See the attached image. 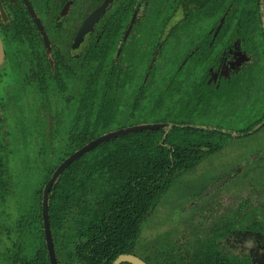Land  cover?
Wrapping results in <instances>:
<instances>
[{"label": "flooded vegetation", "instance_id": "af4514ba", "mask_svg": "<svg viewBox=\"0 0 264 264\" xmlns=\"http://www.w3.org/2000/svg\"><path fill=\"white\" fill-rule=\"evenodd\" d=\"M103 1L88 8L90 0L89 5L86 0H0V235L7 234L2 239L8 245V236H14L18 222L42 233L43 239L42 191L57 166L49 176L45 174L32 193L37 200L20 212L23 196L17 190L21 175L10 163L21 149L23 153L16 155L15 160L22 161L27 171L33 169L43 176L40 165L46 163L38 159L40 149L58 146L62 141L69 126V95L71 92L73 100H77L82 67L90 65L116 81L121 79L125 96L119 103L127 121L143 116V107L149 103L153 106L147 114L157 116L156 119L166 104L171 111L169 119L182 121L215 117L223 108L227 112L220 117L236 121L264 112V0H111L92 30L80 40L82 22ZM104 27L106 33L101 40ZM102 49L104 58L97 57L96 52ZM164 70L170 71L169 75ZM156 74L166 75L156 83ZM97 79V75H92L90 85L95 87ZM15 83L29 97L25 100L29 111L13 133L9 121L13 119L10 100L14 98L11 87ZM163 86L169 87L170 97L161 105L159 94ZM253 93L255 106L260 108L257 112L252 109L253 100H249L247 108L245 105ZM232 105L236 109L229 107ZM238 108H244L242 116L236 113ZM246 110L248 115L244 114ZM191 126L221 133L226 143L217 152L236 146L228 139L252 136L257 142H264V130L251 134L252 131L243 130L245 126ZM261 143L253 146L247 160L262 158ZM244 164L240 163L242 167ZM247 188L252 191L249 199L238 201L233 208L242 214L237 215L235 227L222 237L219 247L222 254L232 253L233 260L264 264V203L259 207L260 203L253 202L258 197L256 187ZM245 213L250 224L242 220ZM2 239L0 264H4L1 253L8 248ZM46 259L48 262L47 254Z\"/></svg>", "mask_w": 264, "mask_h": 264}, {"label": "trees", "instance_id": "16d2710c", "mask_svg": "<svg viewBox=\"0 0 264 264\" xmlns=\"http://www.w3.org/2000/svg\"><path fill=\"white\" fill-rule=\"evenodd\" d=\"M99 2L90 0L88 8ZM105 33L104 27L101 40ZM96 56L104 58L103 49L96 52ZM92 68L90 65L82 67L76 101L70 92L69 126L62 141L58 146L40 149L38 159L46 163L40 165L43 180L45 174L49 176L67 156L94 138L114 130L120 121L127 120L119 103L125 96L121 79L116 81L107 72ZM94 74L99 77L95 87L89 83ZM161 88L162 105L164 100L169 101L170 92L169 87ZM143 90L146 91V87ZM152 106L149 103L143 107V122L139 120L144 115L131 122H148L147 109L151 107L152 110ZM161 111L160 118L153 122L170 123L168 129L135 132L107 140L70 163L51 186L47 215L56 264H111L119 255L133 254L142 224L168 190L173 176L192 170L226 143V138L219 132L191 126L195 119H169L167 104L161 106ZM262 115L264 112L249 120L243 130L246 133L252 131L251 134L264 130ZM183 123L191 125H172ZM261 137L264 139V135ZM256 162L264 172V154ZM240 178L245 179L240 190L261 186L254 181L250 171ZM204 207L201 210L192 208L188 217H182L183 222L178 221L186 227L184 247H177V251L170 254L169 232L163 235L166 257L161 254L162 260L143 261L147 264H250L248 260H233L232 253L222 254L219 247L222 237L235 227L237 215L242 213L224 209L220 214L211 209L207 211V205ZM241 217L244 223L250 224L247 213ZM13 235L8 236L10 245L1 253L2 263L48 264L42 233L31 231L26 223L18 222Z\"/></svg>", "mask_w": 264, "mask_h": 264}, {"label": "rangeland", "instance_id": "374dc122", "mask_svg": "<svg viewBox=\"0 0 264 264\" xmlns=\"http://www.w3.org/2000/svg\"><path fill=\"white\" fill-rule=\"evenodd\" d=\"M163 72L169 75L168 72L170 71L164 70ZM165 75L166 74H156L154 81L156 83H160ZM11 89L14 95V98L10 100L12 103L10 111L13 119L9 122L10 130H12L13 133H16L17 126H19V124L23 122L21 120L25 119L28 115L29 107L26 106L25 100H28L29 97L25 95L22 87L18 85V83H15ZM251 95L252 97L247 98L248 101L245 103L246 108L249 105V100H253L254 103L252 105L254 106L252 109L256 112L260 111V108L257 107L258 104L255 106L257 102V99H255L256 94L253 93ZM217 97H219L218 94ZM241 97L242 96L237 97L236 101L240 100ZM4 100H6V98H4ZM9 104L10 102L8 101V105ZM120 106L122 108L121 103ZM229 107L236 109L234 105ZM7 109H9V107H7ZM238 110L239 112L236 113L241 115L240 113L243 112L244 108H238ZM170 112L168 115H171ZM226 112V108H223L222 111L219 112L215 117L199 116L197 121L195 120V123L205 124L207 126L220 124L226 129L228 127H244L248 124L249 120L256 119L254 114L248 115L250 112L247 110L244 112V114H247L248 116H245L243 119L240 117L237 121L232 117H220V114ZM119 113L120 112L117 111V114ZM231 116H233V114ZM156 118L157 116L147 115V124L152 123L156 120ZM220 118L224 119L222 120ZM144 119L145 115L141 120H139V122H143ZM131 121L133 120L120 121L115 126L114 130L127 128L130 125L135 126L133 125L135 121ZM228 140L229 143L232 142L231 144L236 142V146L223 149L210 156H207L203 158L192 170L173 176L168 190L161 196L158 204L151 212V215L142 224L141 234L133 251V255L135 257L139 258L140 260H153V258L156 259V257L158 258L161 254L166 257L164 253L167 247L164 245L165 237H163V235L169 232L171 233L170 235L167 234L169 238L167 242L170 243V248L168 249L170 254L171 252H176L177 247H184L186 245L185 238H187L185 234L186 227L183 223H179L178 221H182L183 218L188 217L192 211V208L201 210L207 205V211L211 209L217 211V213L220 212L221 214L223 211H225L224 209H233L234 205L238 201L243 202L245 199L248 200V194H250L252 191L250 192L248 188L239 190L245 184V179L241 180L240 176L246 171H250L251 174H253L254 181L261 185L260 188H257L256 190L258 192V197L256 196L253 202L260 203L258 205L259 207L264 203V172H262V167L257 166L256 161L252 159L247 160V157L250 154L253 146L259 145L261 142H257L252 136L240 137L237 140ZM263 144L264 142L261 143V145ZM22 153V150L19 149L17 154L13 156L10 163V166L14 169V171H16L18 175H21L19 180V188L17 190V192L23 196V199H21L19 202L20 212L21 210L28 208L30 203H34L35 200H37V198L34 199L32 197V193L35 189L39 188V185L42 183L44 178L42 174L34 172L33 169L27 171L22 161L15 160V158L19 156L18 154ZM242 161L245 163L243 167L240 165ZM250 179L252 181V178ZM222 180L226 181L213 191L206 193L210 188L220 183ZM205 193L206 195H204ZM256 203H253V205H256ZM5 235L7 234L1 233L0 239H2ZM2 243L6 246L8 245V242L5 240H3ZM160 258L161 257L158 259L162 260Z\"/></svg>", "mask_w": 264, "mask_h": 264}, {"label": "water", "instance_id": "95a60500", "mask_svg": "<svg viewBox=\"0 0 264 264\" xmlns=\"http://www.w3.org/2000/svg\"><path fill=\"white\" fill-rule=\"evenodd\" d=\"M111 0H104L96 9H94L82 22L80 30L78 32L79 39L82 40L84 35L89 33L92 30V27L98 20V18L103 14L104 10L106 9L107 4ZM39 28V27H38ZM40 30V28H39ZM41 31V30H40ZM2 56V49L0 44V60ZM170 127V124H145V125H138V126H132L128 128L118 129L111 132H107L103 135H100L93 140L89 141L85 145H83L81 148L74 151L72 154L67 156L62 162L58 164V166L54 169L52 174L50 175L48 181L45 183L42 191V201H41V220H42V227H43V239L45 244V250L48 258V264H56L53 246L51 242V235L48 225V219H47V195L49 192L50 187L54 184L56 179L59 177V175L65 170V168L87 153L89 150L93 149L95 146L113 139L117 138L123 135L135 133V132H141V131H149V130H158V129H168ZM224 180H222L220 183L216 184L212 188H210L206 193L214 190L217 188L220 184H222ZM146 264L137 257L130 255V254H122L115 258V260L111 264Z\"/></svg>", "mask_w": 264, "mask_h": 264}]
</instances>
